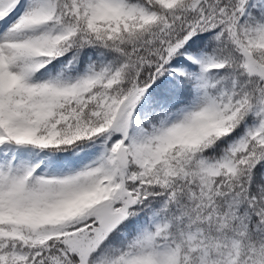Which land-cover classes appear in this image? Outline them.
<instances>
[{
  "label": "snow or ice",
  "instance_id": "1",
  "mask_svg": "<svg viewBox=\"0 0 264 264\" xmlns=\"http://www.w3.org/2000/svg\"><path fill=\"white\" fill-rule=\"evenodd\" d=\"M0 264H264V0H0Z\"/></svg>",
  "mask_w": 264,
  "mask_h": 264
}]
</instances>
